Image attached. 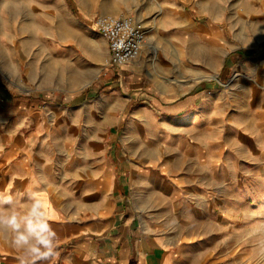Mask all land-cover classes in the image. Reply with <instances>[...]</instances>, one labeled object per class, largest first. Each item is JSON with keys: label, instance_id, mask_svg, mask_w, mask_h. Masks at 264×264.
<instances>
[{"label": "rangeland", "instance_id": "374dc122", "mask_svg": "<svg viewBox=\"0 0 264 264\" xmlns=\"http://www.w3.org/2000/svg\"><path fill=\"white\" fill-rule=\"evenodd\" d=\"M103 13L146 27L119 68L92 25ZM0 94V129L36 132L71 179L124 164L145 233L179 237L194 210L209 259L264 264V0H0Z\"/></svg>", "mask_w": 264, "mask_h": 264}, {"label": "crops", "instance_id": "0c3cea01", "mask_svg": "<svg viewBox=\"0 0 264 264\" xmlns=\"http://www.w3.org/2000/svg\"><path fill=\"white\" fill-rule=\"evenodd\" d=\"M7 102L0 94V103ZM257 120L255 129L264 131V109ZM13 130L17 129H7L5 124L0 129V192L22 196L33 180L39 181L59 236V255L52 264H232L223 260L228 254L209 259L201 251L194 231V210L182 214L184 222L193 224L184 227L179 237L145 233L134 218L121 162L93 163L94 169L71 179L69 163L55 161L51 151L39 154L32 148L36 132L24 140L12 135ZM179 177L180 182L192 183L191 176ZM246 182L240 180L241 185ZM224 214L232 216L228 208ZM240 215L245 213L239 211ZM19 255L7 237L0 236V264H19Z\"/></svg>", "mask_w": 264, "mask_h": 264}, {"label": "clouds", "instance_id": "9594fccd", "mask_svg": "<svg viewBox=\"0 0 264 264\" xmlns=\"http://www.w3.org/2000/svg\"><path fill=\"white\" fill-rule=\"evenodd\" d=\"M49 203L33 180L22 196L0 192V236L19 255V264H52L59 255V236L50 220Z\"/></svg>", "mask_w": 264, "mask_h": 264}, {"label": "built area", "instance_id": "2783aa9c", "mask_svg": "<svg viewBox=\"0 0 264 264\" xmlns=\"http://www.w3.org/2000/svg\"><path fill=\"white\" fill-rule=\"evenodd\" d=\"M92 25L106 42V65L119 68L140 56L146 38V27L135 14H98Z\"/></svg>", "mask_w": 264, "mask_h": 264}, {"label": "trees", "instance_id": "16d2710c", "mask_svg": "<svg viewBox=\"0 0 264 264\" xmlns=\"http://www.w3.org/2000/svg\"><path fill=\"white\" fill-rule=\"evenodd\" d=\"M240 53H242V54H250L251 52L250 51H245V50H242V51H239Z\"/></svg>", "mask_w": 264, "mask_h": 264}]
</instances>
